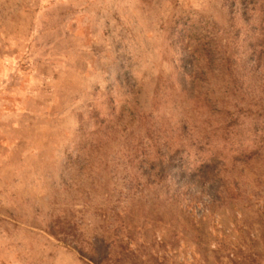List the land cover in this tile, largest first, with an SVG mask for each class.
Returning <instances> with one entry per match:
<instances>
[{
    "label": "rangeland",
    "instance_id": "rangeland-1",
    "mask_svg": "<svg viewBox=\"0 0 264 264\" xmlns=\"http://www.w3.org/2000/svg\"><path fill=\"white\" fill-rule=\"evenodd\" d=\"M0 264H264V0H0Z\"/></svg>",
    "mask_w": 264,
    "mask_h": 264
},
{
    "label": "trees",
    "instance_id": "trees-1",
    "mask_svg": "<svg viewBox=\"0 0 264 264\" xmlns=\"http://www.w3.org/2000/svg\"><path fill=\"white\" fill-rule=\"evenodd\" d=\"M207 168H208V166L204 165L200 169H195V170L187 169L182 174V180H181V182L185 183L184 184V186L186 188L185 190L188 193H192V187L193 186H197L198 184H200V182H201L200 180H201V177H202L203 174L204 175H207V173H208V172H206ZM160 173L162 174V170H161ZM186 181H187V183H186ZM180 190H183V189H180ZM199 192H200V190H199ZM200 193H203V191H201Z\"/></svg>",
    "mask_w": 264,
    "mask_h": 264
}]
</instances>
